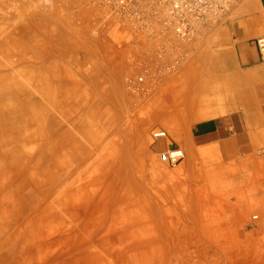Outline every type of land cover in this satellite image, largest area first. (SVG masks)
I'll return each instance as SVG.
<instances>
[{"label":"rangeland","instance_id":"obj_1","mask_svg":"<svg viewBox=\"0 0 264 264\" xmlns=\"http://www.w3.org/2000/svg\"><path fill=\"white\" fill-rule=\"evenodd\" d=\"M80 31L53 0L0 7V47H19L0 55L11 75L0 83V264H27L34 256L38 264H264L255 168L231 164L223 150L163 118L162 111L173 116L181 108L173 84L171 106L159 91L163 84L133 93L130 46ZM54 55L63 63L57 70L47 63ZM41 59L48 82L35 78ZM200 103L209 106L207 97ZM155 130L166 137L153 139ZM53 133L74 136L78 164L46 150L50 140H43ZM113 135L138 162L132 183L121 179L108 197L102 181L91 182L104 177L97 159L122 148L113 146ZM70 147L63 141L58 148ZM172 149L184 153L175 165L159 158ZM41 156L58 162L53 176L36 169ZM34 244L46 250L37 253Z\"/></svg>","mask_w":264,"mask_h":264},{"label":"crops","instance_id":"obj_2","mask_svg":"<svg viewBox=\"0 0 264 264\" xmlns=\"http://www.w3.org/2000/svg\"><path fill=\"white\" fill-rule=\"evenodd\" d=\"M51 22L60 25L56 21ZM263 35L264 0H241L220 24L184 48L185 58L173 77H169L159 91L165 95L167 106H171L173 101L167 90L173 84L178 94L177 103H181L175 116L167 109L165 113L161 112L165 114L163 118L175 119L176 124L181 123V129H185L195 140L223 150L225 160L231 164L239 162L244 165L245 162L247 168L254 167L258 175L254 192L264 200V61L254 44L255 39ZM11 51L17 53L19 47H0V55L5 57ZM53 59V62L47 61L48 66L57 70L63 63L55 55ZM47 63L41 59L36 68L35 78L39 81H47L43 74L45 70L49 72V68L44 67ZM21 67L18 61L15 68L18 70ZM7 69L6 65L0 66V83L10 80ZM204 97H207L209 106L201 108L200 99ZM2 102L0 98V107ZM190 104L192 108H189ZM47 138L43 140V145L50 140L45 147L52 153L58 137L53 133ZM61 144L58 147L61 148ZM50 156L49 160L41 156L37 160L36 169L50 162ZM68 162L71 163L70 159ZM11 237L8 235L2 244L6 245L12 240ZM34 247L37 253L46 250L41 244H34ZM261 247L263 250L264 243ZM30 249L26 248L25 253H30ZM48 263L45 260L44 264ZM23 264H26L25 261ZM27 264H38V259L34 256Z\"/></svg>","mask_w":264,"mask_h":264},{"label":"built area","instance_id":"obj_3","mask_svg":"<svg viewBox=\"0 0 264 264\" xmlns=\"http://www.w3.org/2000/svg\"><path fill=\"white\" fill-rule=\"evenodd\" d=\"M81 35L96 39H119L131 50L134 73L127 79L135 93L165 83L186 56L184 48L201 39L228 16L241 0H53ZM19 0H0L11 8ZM264 61V35L255 39ZM151 137H166L165 131H152ZM175 165L184 158L181 149L159 156Z\"/></svg>","mask_w":264,"mask_h":264},{"label":"bare ground","instance_id":"obj_4","mask_svg":"<svg viewBox=\"0 0 264 264\" xmlns=\"http://www.w3.org/2000/svg\"><path fill=\"white\" fill-rule=\"evenodd\" d=\"M43 74L45 75V77L47 76L45 72H43ZM8 78H9V76H8ZM94 82L95 81L90 83L91 86L94 85ZM116 137H117V135H113L110 139V140L115 139L113 142V146L118 145L116 143ZM74 139L75 138H74V136H72V134H66L62 138L55 139L56 140V147H55V150L52 151V155H54V157H57L60 160L62 158L63 159L67 158V161H68L70 159L71 164H74V165L78 164L79 159L75 156V152L76 151L79 152V149H76V148H78V146L74 145ZM63 141L71 143V147L69 148L67 153H66L65 149L62 152L60 150H58V146H60V143H62ZM123 145H124V142H122L120 145H118V146L122 147V148L118 149L119 151H115L114 148L108 149L111 151L106 152L104 159L102 161H98L101 159H97V162H96V166L98 169H100V172H104V177L102 179L100 177H93L91 183H93L94 185H98L99 181H102V183L104 184V186L106 188L105 190L107 192L109 191L108 197L111 194L110 190L113 191L115 186H117L119 184V182H122V180L127 184L132 183V179H133L132 175H134L137 172V168H135V163L138 161L136 160V162H134L135 159L131 158V156H129V154H128V148H126L127 145L125 147ZM86 154L87 153L81 151V155L86 156ZM97 158H99V157H97ZM92 160H93L92 162H94V161H96V158L92 159ZM51 161L52 160H50V162H47L44 166H42V167H44L45 170H46V168H47V170L49 168L50 175H52L54 173V171L57 170V168H58V162L52 161V164H51ZM92 162L90 164L80 163L79 165L82 164V166H85V168L87 166L91 167ZM84 170H86V169H84ZM78 171H79V168H77V172ZM84 172H86V171H84ZM100 172L98 173V175L100 174ZM122 172L124 173V175H121ZM130 176H131V178H130ZM70 205L73 206L72 204H70ZM112 207L115 208V206H112ZM72 212H74V211H72ZM75 217H78V215L75 214ZM117 220L118 219L113 221L114 225H117L116 224ZM119 221L120 220H118L117 223H120Z\"/></svg>","mask_w":264,"mask_h":264}]
</instances>
